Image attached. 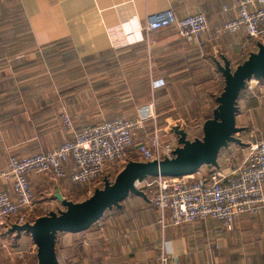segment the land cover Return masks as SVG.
<instances>
[{"label":"crops","instance_id":"0c3cea01","mask_svg":"<svg viewBox=\"0 0 264 264\" xmlns=\"http://www.w3.org/2000/svg\"><path fill=\"white\" fill-rule=\"evenodd\" d=\"M231 4L232 0H0V168L10 155L47 151L66 139L63 110L75 117L78 129L105 119L85 122L89 114L136 115L149 102L154 110L156 104L166 105L168 111L181 114L186 113L181 111L182 99L200 98L203 119L185 130L189 138L201 136L202 123L212 115L223 87L214 60L223 55L234 67L257 50V42L251 40L242 47L247 40L242 30L222 32L224 22L236 15ZM167 8L178 17L203 12L207 30L193 40L181 38L172 27L146 31L147 16ZM69 55L75 66L69 65ZM74 72L81 83L78 88L70 87L73 80L58 85ZM96 79L103 83L94 90L90 82ZM153 79L164 84L151 90ZM137 81L145 82V93ZM97 96H120L126 102L100 103ZM144 97L151 99L134 100ZM237 106L236 125L242 127L237 137L243 144L230 143L220 151L218 167L226 172L244 158L237 147L264 139V80L247 84ZM150 126L136 131L135 144L148 141ZM66 169L71 170L70 163ZM28 180L34 194L33 219L63 208L54 197L56 191L68 198L70 188L79 186L48 173H29ZM0 187L11 194L8 183L0 181ZM12 224L9 220L2 229L8 245L0 252V264H20L17 259L24 257L36 261L30 235L10 231ZM162 241L171 248L168 264H264V209L239 216L231 230L213 219L162 229L149 195H129L88 229L58 233L55 251L60 264H159Z\"/></svg>","mask_w":264,"mask_h":264},{"label":"built area","instance_id":"2783aa9c","mask_svg":"<svg viewBox=\"0 0 264 264\" xmlns=\"http://www.w3.org/2000/svg\"><path fill=\"white\" fill-rule=\"evenodd\" d=\"M231 6L236 15L224 22L222 32L242 30L247 39L242 45L244 48L250 40L264 44V0H232ZM169 27L181 38L193 40L207 30L208 24L203 12L178 17L171 8L146 18V31ZM163 84L162 80L153 79L151 90ZM60 116L69 133L66 139L47 151L10 155L5 166L0 168V181L11 188L10 194L7 188L0 187V252L7 250V241L1 233L9 220L15 224L33 220L34 194L29 173H48L79 184L102 182V178H109L111 174L104 175L109 166H112L109 169L113 165L121 168L128 160H137L134 156L143 161L170 157L178 145L177 136L166 133L157 124L152 102L145 104L134 117L116 116L84 124L78 129L66 111ZM148 121H152L148 141L135 144L136 131L144 129ZM243 150L242 162L230 172L219 167L203 169L202 166L190 175L148 177L135 181L134 186L151 195L157 223L162 229L213 219L225 230H231L239 216L255 215L264 209V139L245 143ZM68 163L71 170L66 169ZM170 253L168 242H160L159 264H168Z\"/></svg>","mask_w":264,"mask_h":264},{"label":"water","instance_id":"95a60500","mask_svg":"<svg viewBox=\"0 0 264 264\" xmlns=\"http://www.w3.org/2000/svg\"><path fill=\"white\" fill-rule=\"evenodd\" d=\"M215 59L216 69L223 77V87L216 97L212 115L201 126V136L188 137L185 129L173 127L178 145L170 157L160 160H128L113 179L103 178V185L94 188L91 195L81 201H73L58 191L54 197L62 209L51 210L30 222L12 224L10 231L29 234L36 246L37 264H60L55 251L58 233H78L95 224L106 211L119 208L129 195L146 198L143 190L134 186L135 181L148 177H179L197 172L202 166L217 168L220 151L232 142H243L237 137L242 127L236 125L237 99L247 82L264 80V44L257 42V50L232 67L221 55Z\"/></svg>","mask_w":264,"mask_h":264},{"label":"rangeland","instance_id":"374dc122","mask_svg":"<svg viewBox=\"0 0 264 264\" xmlns=\"http://www.w3.org/2000/svg\"><path fill=\"white\" fill-rule=\"evenodd\" d=\"M73 55H69V57H68L69 58L68 63L70 62L69 63L70 66H73V64L75 66V63H74V60H73ZM219 60H221L220 57H219ZM60 63H58V64L60 65ZM77 77H78V74H76V72L66 74V75H64L63 78H67V79L59 80L58 81V85L65 86L70 80H73V81H70V87L74 88V89L78 88V86L81 85V83L76 80ZM99 77H100V75L96 76V78H99ZM86 79H87V77H86ZM88 82H89V80L88 81L86 80L84 83H88ZM102 83H103V81H100L99 79H96L95 81L90 82V85H91L90 87L92 89H94V90H97L101 86ZM114 83L119 84L120 82H114ZM134 83H136V85H139L138 89L140 90V92H144L145 93V91H144L145 90V86H144L145 82L137 81V82H134ZM92 85H94V86H92ZM99 92L102 93L103 91H99ZM76 99H77L76 97H71V100H75L76 101ZM94 99L96 101L100 102V103H105V102H108L109 100H111V101L113 100L116 104H124L126 102V98L120 97V96H117V97L97 96ZM138 99H139V101H144L147 98L146 97H144V98H134L135 101H137ZM199 100H200V98H194V97L193 98H184V99H182L183 104H180V106L182 105L181 106V108H182L181 111L182 112H186V113H181V114L172 113V112L168 111V108L166 107V105L159 107L156 104L155 119H156L157 124L160 127H162L164 130H166V133H170V132L174 133L173 132V127L176 126V125H181L180 126L181 128L188 129L190 125H195L196 123H200L203 118H202L201 111H200L201 104L199 103ZM187 102H189L190 104H187ZM175 103H177L176 99H175ZM177 108L178 107L176 106L175 109L177 110ZM173 111H175V110H173ZM188 111H191V112H188ZM134 115H135V113L134 114L133 113H131V114H128V113H104L102 115H97V114L90 115L89 114L86 117H84L85 119H83V120L85 122L88 121L89 123H91V122H94V119L95 120L96 119H101V118L107 119V118H112V117H116V116L131 117V116H134ZM69 116H70L73 124L74 125L77 124L76 123L77 121L75 122V120H76L75 117L72 118L71 115H69ZM97 116H99V118ZM177 116H179V117H177ZM79 117H81L80 114H79ZM151 122L152 121H148L147 123L151 124ZM85 124H88V123H85ZM150 127H152V124H151ZM230 145H231V147H235L236 143H231ZM223 150H225V149H223ZM241 151L244 152L243 148L242 147H237V153H240ZM134 157H136V159L139 160L137 156H134ZM110 167H112V166H109L108 168H106V170L104 172V175H107V174L111 173V174H109L110 175L109 179L111 180V179L114 178L115 174L121 168H118L119 165H113L112 169H109ZM203 169H205V167ZM102 185H103V180H102V182L99 180L98 182H95V183L79 184V186H74V188L71 187L70 191L66 195H67V197L70 200L81 201V200L85 199L86 197H88L89 195H91L93 190H94V188L101 187ZM149 197L151 198L150 194H149ZM246 215H249V214H246ZM250 216H253V215H250ZM197 222H200V221H197ZM215 231H216V229H215ZM202 232H205V230H202ZM217 239H219V238H216V241H217ZM8 260H10V262H13V260L16 261V258L15 259H8ZM17 260H19L20 264H37V262L34 261V259L32 257H30V258L29 257H24V258H19Z\"/></svg>","mask_w":264,"mask_h":264}]
</instances>
